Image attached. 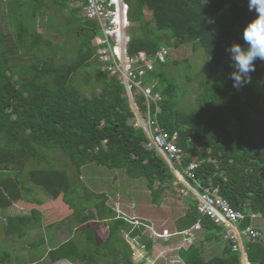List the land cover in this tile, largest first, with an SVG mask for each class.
Here are the masks:
<instances>
[{
  "label": "trees",
  "instance_id": "trees-1",
  "mask_svg": "<svg viewBox=\"0 0 264 264\" xmlns=\"http://www.w3.org/2000/svg\"><path fill=\"white\" fill-rule=\"evenodd\" d=\"M21 1L0 0V5L23 9ZM125 1L134 24L128 29V54L143 51L154 57L160 48L169 50L177 44L204 52L203 76L188 108L179 107L186 91L177 76L168 75L171 65L187 67L186 60H169V55L165 62L155 60L142 77V82L160 97L149 103L151 118L169 134H176L182 165L197 161L196 175L201 183L217 187L230 206L244 214L240 227L254 223L263 238L264 61L255 62L251 82L237 90L232 86L234 69L228 51L235 42L243 44V27L255 13L249 11L247 0ZM35 3L40 6L42 0H32ZM4 7V17L0 16V209H12L18 201L41 204L40 199L28 196L41 191L50 199H61L73 210L66 220L70 226L65 229L71 237L44 250L48 248L50 264L62 259L70 264H150L154 241L142 234L144 226L136 228L116 214L106 204L107 194H96L81 185L82 171L95 164L110 171L122 170L130 179L144 180L155 206L163 203L168 189L177 190L173 186L176 177L164 159L145 148L149 138L141 126L135 125L137 119L123 83L103 70L104 63L96 56L92 39L100 33L97 23L71 11L76 57L65 60L54 48L50 56L38 58L43 36L36 25L27 23L35 22L37 11L26 20L20 10V14H13ZM29 53L35 61L30 60ZM60 60L63 62L57 63ZM134 99L145 117V98L134 91ZM54 149L73 166L74 184L66 170L54 167L55 156L60 157L46 151ZM176 168L179 170L177 164ZM21 172L27 173L35 188L24 185ZM76 200L85 206L78 210ZM183 204L186 209L174 220V231L190 228L200 220L204 240L224 241L223 226L200 215L191 196L183 198ZM250 214L258 218L252 220ZM95 219L106 223L105 238L98 240L91 226L82 227L83 237L74 234L77 227ZM41 221V212L31 208L28 214L7 216L6 226L13 233L23 227L41 226ZM63 226L61 221L47 228ZM51 238L50 243L56 241L55 234ZM262 238L245 243L252 264H264ZM204 240L175 252L182 264H240L239 250H232L227 242L222 253L206 259L202 255ZM169 242L163 244L171 246ZM10 263L7 255L0 257V264Z\"/></svg>",
  "mask_w": 264,
  "mask_h": 264
},
{
  "label": "rangeland",
  "instance_id": "rangeland-1",
  "mask_svg": "<svg viewBox=\"0 0 264 264\" xmlns=\"http://www.w3.org/2000/svg\"><path fill=\"white\" fill-rule=\"evenodd\" d=\"M28 1V0H27ZM51 0H42L41 8L39 6V11L36 14L35 22L27 21L31 26H35L38 22V30L42 34V39L38 45L37 57H48L53 52L52 49L61 51V55L65 57V60H71L77 55V41L74 34L75 25L71 24V10L68 0H59V3H49ZM6 5V3H4ZM2 4V5H4ZM1 6V5H0ZM12 13H17L21 8L16 5H6ZM55 8V11L45 13L43 10L46 7ZM27 10V8H24ZM45 13V14H44ZM147 18H150V12L145 11ZM29 13L26 11L24 18L29 19ZM4 17L3 14L0 15ZM133 26L134 24L131 23ZM5 25L3 24L2 29ZM57 47V48H56ZM60 47V48H59ZM203 51H193L189 45H175L173 48L169 49V60L184 61L186 60L187 67L185 65H180L176 67L171 65L168 68V75L177 76L178 83L182 90H185L186 93L183 98H181L179 107L188 108L192 104L193 98L195 97L197 91V84L203 76L205 60L203 58ZM60 54V53H58ZM202 54V55H201ZM30 60L35 61V58L29 53ZM57 56V55H56ZM67 58V59H66ZM63 60H60L57 63H61ZM84 91V90H83ZM140 114V113H139ZM141 115V114H140ZM142 117V116H141ZM143 118V117H142ZM51 155L56 154L60 158L56 157L54 164L56 168L66 170L70 175L73 184L76 182V177L73 171V166L69 161L61 154L59 150H46ZM62 166H60V165ZM21 169H18V171ZM82 186H86L89 190L94 193H107L109 195L107 199V205L113 208L116 211V214L121 215L127 219H137L140 221V217L137 216V212L145 210L148 212V207L143 209L144 202L151 203L150 194L146 187V182L142 179H127L124 177V173L120 172L117 174V184H110L112 175L109 174V170L92 164L82 171ZM21 179L25 181V186L29 188H35V185L29 181L28 175L26 172H21ZM108 182V183H106ZM108 184V185H107ZM82 190V188H81ZM168 195L163 196V203L156 209L154 213L155 218H159L158 221L152 222L155 223L154 227L157 230H162L167 227L172 229L174 220L179 217L186 209V206L183 204V198L179 196L177 190L172 188L168 189ZM29 197H34L41 200V204H30L25 202L18 201L14 208L3 211L0 209V257L6 256L11 262L16 261L19 264H27L34 258L42 255L46 246L58 245V240L65 239L69 234L65 230L69 228V221L66 222L69 218L72 217L73 210L68 208L66 203L62 200L50 199L47 197L44 192H31L28 194ZM85 202V201H84ZM86 203V202H85ZM139 205V206H137ZM85 206L76 200V208L80 210V207ZM31 208L38 209L42 214L41 226L35 225L32 227L21 228L20 231H14L11 233L7 228V216L12 215H21L28 214ZM75 208V209H76ZM142 208V209H141ZM77 210V211H78ZM79 213V211H78ZM86 214V212H85ZM142 220V218H141ZM146 220V219H143ZM63 222L64 226L59 229L55 227L47 228L48 224H55L56 222ZM150 221V220H148ZM147 223V222H145ZM75 225V224H74ZM66 226V227H65ZM83 226H91L96 234L98 240L103 239L108 234V229L105 222H98L96 219L88 221L86 225H80L77 233L78 238L83 237L84 233L82 230ZM264 226V223L262 224ZM55 229V231H54ZM72 232V235H73ZM56 235V241L50 243L49 239L51 235ZM148 235L149 232L146 230L143 233ZM199 235H197V238ZM198 241V240H197ZM264 243V237L260 240ZM131 247L136 246L135 243L129 241ZM159 243V242H158ZM172 247L175 245H171ZM156 254L154 257L150 255L152 259L151 264H162L167 262L170 264L169 260L175 258V253L168 251V249L160 248L155 242ZM140 251V250H138ZM208 257V256H206ZM40 264H50L49 262H42ZM53 264H69L68 262H55ZM176 264V263H171Z\"/></svg>",
  "mask_w": 264,
  "mask_h": 264
},
{
  "label": "built area",
  "instance_id": "built-area-1",
  "mask_svg": "<svg viewBox=\"0 0 264 264\" xmlns=\"http://www.w3.org/2000/svg\"><path fill=\"white\" fill-rule=\"evenodd\" d=\"M79 1L83 6V15L88 20L96 22L100 30V33L92 39V46L96 47V56L99 61L104 63L103 70L109 71L110 75L116 76L123 83L127 96L129 95L134 102V91L140 93L146 100V116L141 117L143 126L137 118L135 123V125L143 128L149 138L145 148L158 152L167 163L176 177L173 186L177 188L179 196L182 198L191 196L196 201V210L200 215H205L216 225L223 226V238L231 244L232 250H239L242 258L241 263L252 264L246 258L245 243L249 240L262 238L261 229L256 227L254 223L241 228L240 223L245 218L244 214L234 210L227 200L219 194L217 187L206 186L201 183L196 175L197 161L192 160L187 165H182L183 154L175 144L176 134H169L155 121H152L149 103L158 101L160 97L152 91L151 86L142 82V77L153 68L155 60L165 62L169 50L162 47L154 57L148 56L143 51L133 55L128 54L127 45L130 39L128 29L131 22L128 17L129 6L126 1ZM136 109L139 112L137 105ZM176 164L179 166V170L176 168ZM250 217L252 220L258 218L254 214H250ZM125 219L133 226L143 223L141 219L140 221L134 218ZM145 227L153 240L167 241L171 237L179 236L180 241L175 246L167 247L168 251L173 253L193 243L195 233L201 229L199 221L182 231L171 232L168 229L158 231L150 221L145 223ZM169 262L170 264H182L178 257L169 260Z\"/></svg>",
  "mask_w": 264,
  "mask_h": 264
},
{
  "label": "clouds",
  "instance_id": "clouds-1",
  "mask_svg": "<svg viewBox=\"0 0 264 264\" xmlns=\"http://www.w3.org/2000/svg\"><path fill=\"white\" fill-rule=\"evenodd\" d=\"M247 3L249 11L255 15L243 27V44L235 42L228 49L234 69L232 86L237 90L251 82L255 62L264 61V0H247Z\"/></svg>",
  "mask_w": 264,
  "mask_h": 264
},
{
  "label": "crops",
  "instance_id": "crops-1",
  "mask_svg": "<svg viewBox=\"0 0 264 264\" xmlns=\"http://www.w3.org/2000/svg\"><path fill=\"white\" fill-rule=\"evenodd\" d=\"M14 1V0H13ZM69 4H70V6H71V8H70V10L71 11H76V13H79L80 15H82L83 16V6L80 4V1L79 0H68L67 1ZM49 3H51V2H49ZM4 4V3H3ZM21 4L23 5L22 7H23V9L21 8V10H20V12L23 14V18H24V16H25V12L27 11L30 15H29V19L28 20H31V16H33V15H35V13H36V11L38 12L39 11V5L37 4V3H35L34 5L32 4V0H22L21 1ZM40 5H41V3H40ZM4 6H6L5 4L4 5H1L0 6V9L3 11V9H5V7ZM28 7V8H27ZM24 8H27V10H25ZM45 13H48V12H53V11H55V9H53V8H51V6L50 7H46V8H44V10H43ZM44 13V14H45ZM18 14H20L19 12H18ZM38 26V23L36 24V27ZM92 165V164H91ZM88 166H90V165H88ZM87 166V167H88ZM87 167L85 168V169H87ZM119 171L120 172H122L123 173V171L122 170H115V171H113V170H109V174L110 175H112V177H110L111 178V183L110 184H117L116 182V180H117V174L119 173ZM124 177L127 179V176L124 174ZM106 183H108V182H106ZM108 185V184H107ZM168 192V191H167ZM107 194V193H106ZM108 195V194H107ZM108 197H109V195H108ZM108 199V198H107ZM61 200V199H60ZM63 202V201H62ZM107 204V203H106ZM68 206V205H67ZM137 206H139V205H137ZM110 207V206H109ZM146 207H148V212H146L145 210H143V211H140V212H137L136 214H137V216H139L140 217V219L142 218V224H140V225H138V226H136V228H138V227H140V226H144V229L142 230L143 232H142V234L144 233V231H146V227H145V224H144V222H145V220H143V219H146L147 221L148 220H150V222L152 223V222H154V221H158V219L159 218H155V215H154V213H156V210L153 208V207H156V209L159 207V206H155V205H153V204H151L150 202L149 203H146V202H144V207H142L143 209H145ZM68 208H70V207H68ZM111 208V207H110ZM141 208V209H142ZM113 209V208H112ZM114 210V209H113ZM115 211V210H114ZM116 212V211H115ZM73 213V212H72ZM91 221V220H90ZM199 222H200V220H199ZM154 225H155V223H154ZM200 225H201V222H200ZM56 228H58V227H56ZM55 228V229H56ZM174 224H173V227H172V229H169L168 227H167V229H168V231H174ZM189 228V227H188ZM187 228V229H188ZM163 229H166V228H163ZM176 230V229H175ZM185 230V229H184ZM200 230H202V227H201V229ZM67 231V230H66ZM158 231H160V230H158ZM68 232V231H67ZM223 233H224V228L222 229V232H221V235H222V238H223ZM68 234H69V232H68ZM149 235V234H148ZM197 235H199L200 236V239H198L197 238ZM71 237V235L69 234V236L68 237H65V239H62V240H58V242H57V244H60V243H62V242H64V241H66L68 238H70ZM204 240V236H203V230L201 231V232H197V233H195V238H194V241H197V240ZM223 240L224 241H222V242H213V241H206V240H204L203 241V253H202V255H203V257H205L206 259H208V258H210V257H212L213 255H218V254H220V253H222V250H223V248H224V246H226L227 244L225 243V242H227L224 238H223ZM154 241V243H153V250H154V255L156 254V248H155V242L157 243V246L158 247H160V248H165V247H172V246H166V245H164L163 244V242H167V241H170L169 242V244H171V245H176L179 241H180V237L179 236H174V237H171V238H169L167 241H165V240H153ZM193 241V242H194ZM132 242V241H131ZM159 242V243H158ZM228 243V242H227ZM131 244V243H130ZM189 246H187L186 248H184V249H187ZM133 248H135V246H133ZM245 248H246V246H245ZM47 252H48V248L46 249V251H44L43 252V254L42 255H40V256H38L37 258H34L33 260H31L30 262H32V261H35L36 262V264H40V263H42V262H49L48 261V259H47ZM154 255H152L153 257H154ZM175 255V258H177V254L175 253L174 254ZM240 255V254H239ZM150 256V255H149ZM206 256H208V257H206ZM179 258V257H178ZM239 258H240V264H242L241 263V261H242V258H241V256H239ZM246 258H247V254H246ZM180 259V258H179ZM248 259V258H247ZM148 260H150V264H151V258H148ZM170 260H173V259H170ZM57 262H68V261H65V260H60V261H57ZM69 263V262H68ZM10 264H19V262H16V261H13L12 263H10ZM27 264H29V263H27ZM70 264V263H69Z\"/></svg>",
  "mask_w": 264,
  "mask_h": 264
},
{
  "label": "water",
  "instance_id": "water-1",
  "mask_svg": "<svg viewBox=\"0 0 264 264\" xmlns=\"http://www.w3.org/2000/svg\"><path fill=\"white\" fill-rule=\"evenodd\" d=\"M128 99H129V101H130V103H131V108H132V110H133V112H134L136 118L139 120L140 124L143 126V121H142V118H141L139 112H138L137 109H136V104H135V102L132 100V98H131L129 95H128Z\"/></svg>",
  "mask_w": 264,
  "mask_h": 264
}]
</instances>
